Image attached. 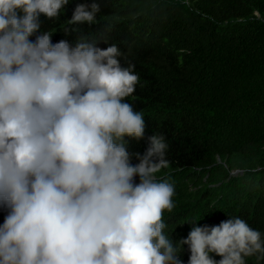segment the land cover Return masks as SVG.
I'll return each mask as SVG.
<instances>
[{
    "label": "clouds",
    "instance_id": "9594fccd",
    "mask_svg": "<svg viewBox=\"0 0 264 264\" xmlns=\"http://www.w3.org/2000/svg\"><path fill=\"white\" fill-rule=\"evenodd\" d=\"M81 2L0 0V264H264L240 217L164 232L171 150L126 101L142 46Z\"/></svg>",
    "mask_w": 264,
    "mask_h": 264
},
{
    "label": "trees",
    "instance_id": "16d2710c",
    "mask_svg": "<svg viewBox=\"0 0 264 264\" xmlns=\"http://www.w3.org/2000/svg\"><path fill=\"white\" fill-rule=\"evenodd\" d=\"M95 2L106 30L142 46L126 101L171 150L164 232L232 216L264 234V0Z\"/></svg>",
    "mask_w": 264,
    "mask_h": 264
},
{
    "label": "water",
    "instance_id": "95a60500",
    "mask_svg": "<svg viewBox=\"0 0 264 264\" xmlns=\"http://www.w3.org/2000/svg\"><path fill=\"white\" fill-rule=\"evenodd\" d=\"M237 173H238L237 171L234 172V174H237Z\"/></svg>",
    "mask_w": 264,
    "mask_h": 264
}]
</instances>
